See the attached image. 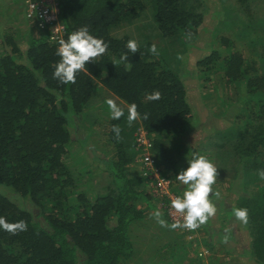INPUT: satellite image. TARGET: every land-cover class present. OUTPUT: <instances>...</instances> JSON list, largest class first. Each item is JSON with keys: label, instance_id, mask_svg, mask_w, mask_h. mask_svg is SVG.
<instances>
[{"label": "trees", "instance_id": "trees-1", "mask_svg": "<svg viewBox=\"0 0 264 264\" xmlns=\"http://www.w3.org/2000/svg\"><path fill=\"white\" fill-rule=\"evenodd\" d=\"M216 1L224 10V0ZM238 2L248 20L241 22L239 29L224 24V30L232 29L230 36L214 37L218 46H211V54L196 59L194 68L198 72L201 67L204 82L217 78L212 88L218 93L228 84L235 87L232 99L222 98L224 107H233V112L211 111L217 118L226 117L227 128L214 131L219 140L212 142L213 135H208V150L204 151L211 163L210 158L215 157L214 164L223 172L245 177L244 188L249 194L234 208L249 210L244 223L250 239L247 255L256 264H264V178L259 175L264 169V33L258 34L254 26L258 21L264 26V18L253 20L249 7L251 3L256 9L262 8L264 0ZM207 7L208 0H61L65 40L74 30L87 26L92 35L109 45L105 54L78 72L75 84H60L53 78L54 65L60 60L56 55L59 45L49 41L48 28L28 19L32 29L27 31V47L19 44L14 33L4 37L5 50L0 54V216L9 223L24 221L27 229L13 234L0 228V264H138L144 257L157 254L153 251L155 241L133 230V224L140 222V227L145 220L148 208L140 205L153 204L147 178L135 160L134 133L140 125L147 129L153 136L157 166L176 182L175 177L186 169L180 159L173 158L181 154L176 147L172 150L168 139L179 141L184 150L197 152L183 140L196 123V105L178 70L157 52L149 51L152 39L138 40L139 51L132 54L126 44L134 39L133 32L121 35L119 30L143 22L149 10L155 38L170 43L178 55H186L196 47L194 41L200 37ZM241 44L243 47L238 48ZM180 46L184 47L177 50ZM126 53L127 60L123 59ZM197 87L202 88L200 84ZM154 90L162 97L150 101L147 97ZM102 92L126 106L121 107L124 115L120 119L109 121L107 134L114 151L107 162L113 166L111 183L104 191L98 189V197L91 200L87 191L78 193L75 173L67 163L70 144L89 140L77 136L74 141L73 134L82 128L79 123L93 122L89 108L95 99L101 100ZM133 103L140 117L129 126L128 107ZM145 114L148 119H144ZM70 123L76 129L72 130ZM114 125L121 128L119 140L112 130ZM211 229L219 235L220 229ZM197 230L202 235L201 226L191 232ZM183 240L186 243L179 249L184 255L194 242H204L203 236ZM169 248L158 250L166 258L161 264L180 259L178 247ZM199 254L196 249V257ZM190 262L200 264L195 259Z\"/></svg>", "mask_w": 264, "mask_h": 264}, {"label": "rangeland", "instance_id": "rangeland-1", "mask_svg": "<svg viewBox=\"0 0 264 264\" xmlns=\"http://www.w3.org/2000/svg\"><path fill=\"white\" fill-rule=\"evenodd\" d=\"M224 3L226 4V6H225V9L223 10L219 2L217 1L215 2V0L214 1L208 0V7L205 9V20H204L205 23L202 25L203 29L200 31V37L198 38V40H195V41L190 40V43L194 41V45H196V47L191 52H187L186 55H182V56L178 55L175 48L173 49V47L172 48L169 47L170 43L166 42V44H164L158 37L155 38L156 28L153 23V18L151 16L152 13L149 10L147 12L148 17L143 19L142 20L143 22L137 23L136 26H133V27L129 26L125 29L119 30L121 31L120 33L121 35L124 33L129 34V32L131 33L133 32L135 36L134 39L136 41L143 40L146 42L147 38L152 39L153 44H155L157 48V54H158L157 56L160 55L162 60L166 64H169L170 66L175 68V70H178L181 77L185 79L186 84L188 83L187 87L190 92V98L192 102L194 103V106L196 105V108H194L195 109L194 113L196 115L195 116L196 123L195 125H193L192 129H190L189 127L188 129L189 132L185 137H183V140H185L186 145L189 144L190 146L191 145L195 146L197 149V153L201 155L203 153L207 158H209V153L204 150H208V148L205 147V145L209 143L208 135H211V134L213 135L212 142L215 140H219V137H217L214 131L218 129L227 128L225 125L226 117L217 118L216 115L213 116L211 111L218 113L219 111L223 112V111L229 110V112H233L234 108L224 107V104L226 103L222 101L223 99H227V100L232 99L236 91H235V87L232 84H228L225 88L221 87V90L219 89L220 94L218 93V90H216L217 92L214 91L212 88V84H215L218 82L217 78L213 76L211 81L205 80L204 82V79L201 76V67L199 68L198 72H197V69L194 68L195 66H197L198 60L196 59L202 58V57L204 58L208 56L209 54H211V51H212L211 46H214V47L218 46V43L215 44V41H216L215 38L217 37V35L224 34V35L230 36V31L233 28L239 29L241 22L248 20L247 14L239 6L240 4L238 0H224ZM249 7H251V11L254 15V17H252L253 20L258 21V19L264 18V6L262 8L259 6L256 9L255 5L249 3ZM239 16L241 18L240 21H239ZM226 23H229V24L231 23L232 29H229L230 31H226L223 29V25ZM254 26L256 27L258 34L264 33V26H263L262 21H258ZM219 28H220V31H219ZM0 30H1V27H0ZM49 41L51 42V39ZM236 41L237 43H239L240 40H236ZM176 43H179V42H176ZM187 43H189V41ZM243 43L244 42H242V44ZM242 44L238 48H242L243 47ZM182 47L184 46H180L177 50L181 49ZM222 47L223 46L221 45L220 48ZM4 50H5V47L3 45V42L0 41V52H4ZM224 56H227V55H224ZM253 57L257 59L259 65L262 64L261 61L258 59L257 55H254ZM199 84L202 86V88L197 87V85ZM204 86H206L207 89L203 88ZM201 94L205 95V101L208 104L206 107L200 106V101H201L200 95ZM101 97L102 99L99 101H96L95 99V102H93L92 107L89 108L93 110V116H92L93 122L91 123L89 121H86V123L84 122V125L88 128V131L93 136L91 139V143H90L92 145L89 146L88 144L89 140L87 141L85 139L77 140L78 144H75V145H73V142H72L70 144L71 158L68 160L69 163H67L70 169L74 171L75 173V178H76V182L78 186L77 187L78 193L82 192L83 190L87 191L89 193V197L91 200H95L98 197V191H99L98 189L102 187V186L99 187V182H101L103 185L105 184L106 187L109 186V184L111 183L110 170L113 167L111 164L104 162L105 158H102L104 154L100 152V151H104L106 157H111L114 153L112 144L108 140L107 133H108L109 125L107 124V121H105L106 120L105 119L106 109L108 111L110 109L107 105H104L103 107L101 106L103 102L106 101V99L113 100L116 98L112 97L111 94L110 93L108 94L107 92H102L100 95V98ZM117 105L120 108L124 106V104L119 100H118ZM71 123L70 125L72 127V130L76 129L75 125ZM77 123H78V120H77ZM74 124H75V121H74ZM85 126H83L84 130L79 128L78 131L74 132L73 134L74 141L77 138V136L84 137V134L85 135L87 134V132L85 131L87 128H85ZM135 135H136V132L134 133V137ZM201 140L203 141V143ZM168 141L171 145L172 150L175 149V147L176 149H178L181 156L180 157L177 156L176 158L180 159L184 163L183 166H185V161L182 156V154L184 153H182L183 149L181 148L180 142L175 141L174 143L170 139H168ZM134 148L136 149V142H135ZM80 150H83V153H81ZM103 162H104V165H102ZM102 166L106 170L103 171L104 168H100ZM233 175H234L233 172L230 173V176H233ZM236 177H237L236 181L240 184L239 190L241 192L239 193V195H244V194L248 195L249 193L246 192L244 188L245 177L242 174H239V175L237 174ZM228 179L229 177H226L224 179H219L218 183L222 182L219 188L226 187L228 183ZM94 181H97V182H94ZM251 187L252 186H250V188ZM102 191H104V189H102ZM173 191L181 195L177 190L174 189ZM236 199L237 198L235 197L234 200ZM165 201H166V198L161 199V200L158 198H154V197L153 199L151 198V202L157 206V209L161 211V213H165L166 217L169 218L168 212L166 210L169 205ZM140 206H144V204ZM222 210H223L222 212L223 215L227 214L229 216L230 210H227V208L224 205L222 206ZM147 214H149L148 209L146 211V216ZM228 216H225V217L228 218ZM150 220L151 218L148 215L147 220L142 226L139 227V230L135 227L134 224H133V230H135V232H138L139 235H143L144 236L143 238L151 239L150 242L155 241L153 245V248H154L153 251L157 250V254L154 253V255L151 258L144 257L142 261L138 262V264H153L152 263L153 260H156L157 262H159L157 264H161L160 262L166 258L158 254L159 249L165 248V247H170L169 249L178 247L177 248V251H178L179 245L180 246L181 244L184 245V242L181 239L191 240L193 239V237L194 239L195 238L202 239V235L199 230H197L196 233L193 234L184 228L172 229L171 227H167V229L168 231H172L174 233L172 234L168 233V236H164L163 230L161 231V233L153 234V236H151L150 231L147 230L146 228L151 222ZM153 222L155 224L156 220ZM171 224L173 223L171 222ZM190 235L192 237H190ZM219 236H220L219 244L222 245V247H225L224 245L229 242L228 233L226 235V232L220 231ZM229 236H230V239L233 238L232 233L230 232H229ZM245 238L248 241L249 235L247 233H246ZM215 239L217 238L215 237ZM246 239L244 240V242H246ZM232 246L234 247V250L230 249ZM232 246L228 245L225 249L222 247H218L217 245L216 247L208 248L207 245H203V244L197 245V242H194V245L190 247L191 251L189 253H187L186 251L187 247H186V250H185L186 255H184L183 251H180V249L178 252L176 251L177 257H179L180 259L177 261L175 258L174 264H188L190 262L189 260H191L192 262L193 259L198 261L200 264H255L253 261L249 259L248 256H244V255L242 257L240 256L243 253L241 243H237V241H235L234 243H232ZM244 246H245V243H244ZM248 247H249V244H247L246 242V248ZM196 249H198L200 252L199 258L196 257L197 255H195ZM153 251L151 250V252ZM147 253H144V254L147 255Z\"/></svg>", "mask_w": 264, "mask_h": 264}, {"label": "clouds", "instance_id": "clouds-1", "mask_svg": "<svg viewBox=\"0 0 264 264\" xmlns=\"http://www.w3.org/2000/svg\"><path fill=\"white\" fill-rule=\"evenodd\" d=\"M109 45L102 39L92 35L87 26H83L68 35L67 39L59 41V47L56 55L60 60L54 65L53 78L58 80L60 84L76 83V76L80 70H83L87 63L94 62L95 58L105 54ZM126 48L132 54L139 51V44L135 39H130ZM149 51L156 54L157 48L153 44ZM123 59L127 60V53ZM57 96L58 93H55ZM162 93L159 90H154L148 95V100L157 101L161 99ZM112 119H120L124 115L117 103L112 99L106 101ZM140 117L138 106L133 103L128 107L127 121L131 126L134 121ZM144 119H148V115H144ZM113 132L116 138L121 139V128L119 125L113 126ZM191 158H188L189 167L186 170H181L175 177L182 185L186 186L183 197H175L172 199L171 207L176 212L183 214V223L177 221L170 226L167 222L161 219V213H154L157 222L162 227H171L172 229L185 228L195 230L205 224L209 217L216 214V207L209 200V195L213 194L212 185L216 182L218 169L211 163L208 158L199 153H190ZM259 175L264 178V169L259 170ZM217 198L219 192L214 193ZM236 220L247 223L249 218V210L247 208L233 209ZM0 228L15 234L18 230H26L27 224L24 221L9 223L0 216Z\"/></svg>", "mask_w": 264, "mask_h": 264}, {"label": "crops", "instance_id": "crops-1", "mask_svg": "<svg viewBox=\"0 0 264 264\" xmlns=\"http://www.w3.org/2000/svg\"><path fill=\"white\" fill-rule=\"evenodd\" d=\"M25 7H26L25 0H0V27H1L0 41L1 42H3L4 37L6 35H8L9 33H14L15 36L17 37V40L19 41V44L22 47L28 46V39L29 38L27 36V31L28 30L30 31V29H32V27L30 25V21L26 17ZM0 54H3V52H0ZM202 95H204V94L200 95V97H201L200 106L206 107L207 102L205 101V97H203ZM114 98H116V99H113V101L115 103H118L119 99L117 100V97H114ZM107 100L108 99H106V101ZM106 101L103 103H106ZM124 106H126V105L124 104ZM206 109H208V108H206ZM105 115H106L105 121H107V124L109 125V121H110V119H112L111 111L110 110L108 111L106 109ZM82 124L83 123H79V126L82 127L81 129H83V126H85L84 124L83 125ZM85 128H87V127L85 126ZM85 131L87 132V134L86 135L84 134V137L85 138H86V136H87V138L89 137V143L88 144H89V146H91L92 144H90V143H91V139L93 136L88 131V128ZM202 143H203V141H202ZM184 144L186 145V142H184ZM194 147L195 146H193V148ZM80 151H81V153H83V150H80ZM100 152H102L104 154V156L102 157V158H105L104 162H108L112 159V156L106 157L104 151H100ZM182 153H184V154H182V156H183L184 161H185V166H183V169H187L189 167L188 158L189 159L191 158L190 153H197V152H194L191 148H188L186 150L183 149ZM100 155H102V154H100ZM202 155H204V154L202 153ZM177 156L180 157L181 155L177 154L173 158L177 159L176 158ZM208 160H209V158H208ZM210 160L212 161L213 165L218 169L217 170L218 176H217L216 182L212 185V192H213V194L216 192H219L220 195L218 198L213 194L209 195V200L213 202L217 211H216V214L214 216L209 217L208 221L205 224L201 225L202 236L204 239V242H203V240H201L202 244L205 243L208 246V248L216 247V245L218 247H222V245L219 244L220 236L216 235L217 233L214 232L211 228H214L215 231H217V229H220V231L223 230V232H226V235L228 233V239H229V242L224 245L225 247H222V248L225 249L228 245L232 246V243L237 241V243H241V245H242L243 253L240 256L241 257L243 255L246 256L247 250L250 247V239H248L249 247L246 248V242H244V240L246 239L245 238L246 230L244 227V222L236 220L235 215L233 214L234 206H237L240 198L242 196H245V194L239 195V193L241 192L239 190L240 184L236 181L237 177L235 175L230 176V173L227 174V173L223 172V169H219L218 164H214L215 163V161H214L215 157L210 158ZM104 162L102 165H104ZM100 168H104V167L102 166ZM104 170H106V169L104 168L103 171ZM226 177H229L227 186L219 188L222 182L218 183V180L224 179ZM94 182H97V181H94ZM173 183H174L173 184V190L175 189L181 195H184L186 186L182 185L178 181H176V182L173 181ZM99 187L104 189L105 184L103 185L101 182H99ZM235 197L237 198L236 200H234ZM223 205L227 208V210H230L229 216L227 214H225V215L222 214V212H223L222 206ZM146 206H147V204H146ZM141 207L142 208H148L149 214H147L144 222H141V224L145 223V221L147 220L148 215H149V217L151 218V220H150L151 222L149 223V225L146 228H147V230L150 231L151 236H153V234L161 233L162 230H163L164 236H168V233H170V234L174 233L172 231H168L167 227H162L157 222V219L155 218L154 213L156 211H159V210L157 209V206L155 204H152V206H149V207L148 206L147 207L141 206ZM150 207H152V208H150ZM159 212L161 213V211H159ZM225 216H228V218H226ZM160 218L165 220L169 226L171 225V221L169 220L168 217H166L165 213H161ZM155 220H156V223L154 224L153 221H155ZM138 224H140V222H138L137 225H135V227H139ZM209 227H211V228L209 229ZM229 232L232 233L233 238H231V239L229 236ZM215 237L217 239H215ZM181 240L184 241L183 239H181ZM184 243H186V242L184 241ZM244 243H245V246H244ZM163 249H165V248H163ZM230 249L234 250V247L232 246Z\"/></svg>", "mask_w": 264, "mask_h": 264}, {"label": "built area", "instance_id": "built-area-1", "mask_svg": "<svg viewBox=\"0 0 264 264\" xmlns=\"http://www.w3.org/2000/svg\"><path fill=\"white\" fill-rule=\"evenodd\" d=\"M25 2L27 19L32 20L34 24L36 23L41 28H48L51 42L59 45V41L64 39L66 32V27L60 19L61 0H25ZM135 142L138 154L135 160L141 174L147 178L150 194L160 200L166 198L165 202L169 205L166 210L171 222L179 221L183 223V214L176 212L171 207L172 199L177 196L182 198L183 195L173 191V180L164 176L157 166L155 153L152 150V136L149 135L143 125L138 127ZM186 230L191 232L190 229ZM191 235L190 237H192Z\"/></svg>", "mask_w": 264, "mask_h": 264}]
</instances>
